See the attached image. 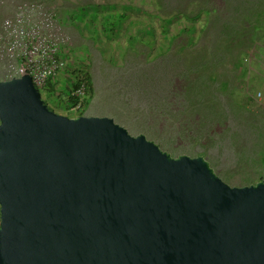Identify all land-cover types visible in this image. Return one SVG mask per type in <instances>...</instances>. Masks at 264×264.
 Returning <instances> with one entry per match:
<instances>
[{"label":"water","instance_id":"95a60500","mask_svg":"<svg viewBox=\"0 0 264 264\" xmlns=\"http://www.w3.org/2000/svg\"><path fill=\"white\" fill-rule=\"evenodd\" d=\"M0 264H264V165L231 186L108 116L0 79Z\"/></svg>","mask_w":264,"mask_h":264},{"label":"rangeland","instance_id":"374dc122","mask_svg":"<svg viewBox=\"0 0 264 264\" xmlns=\"http://www.w3.org/2000/svg\"><path fill=\"white\" fill-rule=\"evenodd\" d=\"M27 2L39 3L52 11L67 39L59 52L64 66L55 80L57 103L53 106L49 102L54 112L65 113L66 97L62 90L71 66L87 65L93 91L82 115L111 117L129 134H143L172 156L198 155V145L193 150L187 145L192 138L189 127H186L187 117L195 109H199L202 115H215L221 108H226L227 102L220 101V106L221 103L208 102L210 96L206 92L202 95L197 92L204 82L199 69L201 57L206 53L210 61L215 60L211 50H201L206 42L203 38L178 34L185 23L183 20L171 19L164 24L157 16L153 0H0V24L16 5ZM193 21L188 22L195 23L198 28L200 19ZM262 33L264 27L258 32L260 39ZM216 56L218 58V52ZM244 64L247 70L243 80L254 82L227 84H233V89L238 91L251 90L256 99L264 101V53L257 58L249 57ZM219 73H227L229 78L239 75L238 70L227 64L224 72ZM179 77L185 80H178ZM217 79L218 83L225 80L224 77ZM179 83L183 86L180 98L178 100L175 96L173 99L177 92L175 86ZM164 95H170L167 110ZM184 106L191 111L186 116L180 112ZM159 113L171 121H162L161 116L154 115ZM237 132L241 133V130L237 129ZM201 156L231 186L247 185L260 179L240 182L254 169L227 160L226 155L219 154L216 146ZM258 171L262 176L261 166Z\"/></svg>","mask_w":264,"mask_h":264},{"label":"trees","instance_id":"16d2710c","mask_svg":"<svg viewBox=\"0 0 264 264\" xmlns=\"http://www.w3.org/2000/svg\"><path fill=\"white\" fill-rule=\"evenodd\" d=\"M153 2L158 10L157 16L162 18L164 24L171 19L183 20L185 23L179 28L178 34L186 33L192 38L198 36L197 38L206 41L201 50L204 52L211 50L212 59L215 61H210L206 53L201 57L199 69L203 73L204 82L197 92L200 95L206 92V95L210 96L208 102L214 101L217 104H220V101L227 102L226 108H221L215 115H202L199 109H195L189 118L187 117L186 127H189V133H192V138L187 141L190 150L198 145L200 149L198 155H206L210 147L216 146L219 154L226 155L227 160H234L243 168L254 169L248 177H242L240 182L249 183L252 178H261L258 168L264 165V101L256 99L251 90L238 91L233 89V84L227 83L254 82L243 80L247 70L244 62L249 57L257 58L264 53V33L261 39L258 36V32L263 31L264 27V0H153ZM198 19L201 22L198 28L195 23L188 22ZM226 64L238 70L239 75L235 74L229 78L227 73L220 74V71L224 72ZM65 77L66 83L62 90L66 97L63 115L72 117L73 114L68 113V108L78 102L81 111L76 115H82L93 91L88 66L83 64L71 66ZM219 77H224L225 80L218 83ZM55 80L56 75L49 78L43 87L46 97L43 99L52 110L57 103ZM178 80L185 79L179 77ZM81 86L85 92L80 101L75 91ZM175 89L177 92L172 98L176 96L179 100V92H182L183 86L179 83ZM169 96L163 97L166 110L170 105L167 101ZM180 112L182 116H186L191 111L190 109L187 111L184 106ZM154 115L161 116L162 121H171L163 113ZM208 124L209 126H206ZM237 129H240L241 133L237 132Z\"/></svg>","mask_w":264,"mask_h":264},{"label":"built area","instance_id":"2783aa9c","mask_svg":"<svg viewBox=\"0 0 264 264\" xmlns=\"http://www.w3.org/2000/svg\"><path fill=\"white\" fill-rule=\"evenodd\" d=\"M66 40L52 11L36 2L16 5L0 24V79L28 74L43 99L47 80L64 66L59 52ZM84 92L75 91L80 101ZM78 111L80 102L68 108L73 116Z\"/></svg>","mask_w":264,"mask_h":264}]
</instances>
